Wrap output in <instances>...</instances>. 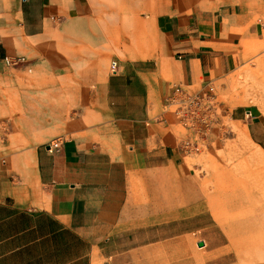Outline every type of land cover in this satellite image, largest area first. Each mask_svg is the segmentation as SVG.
I'll list each match as a JSON object with an SVG mask.
<instances>
[{"label":"crops","instance_id":"obj_1","mask_svg":"<svg viewBox=\"0 0 264 264\" xmlns=\"http://www.w3.org/2000/svg\"><path fill=\"white\" fill-rule=\"evenodd\" d=\"M263 49L264 0H0V264L171 258L159 225L205 191L169 99L231 101Z\"/></svg>","mask_w":264,"mask_h":264},{"label":"rangeland","instance_id":"obj_2","mask_svg":"<svg viewBox=\"0 0 264 264\" xmlns=\"http://www.w3.org/2000/svg\"><path fill=\"white\" fill-rule=\"evenodd\" d=\"M235 82L231 101L216 100L214 138L205 136L192 159L205 193L179 219L167 218L164 227L159 225L171 258L150 264H264V151L251 141L248 120L235 121L230 106L223 108L229 102L242 109L258 105L264 119V49ZM253 238L256 249L245 248Z\"/></svg>","mask_w":264,"mask_h":264},{"label":"built area","instance_id":"obj_3","mask_svg":"<svg viewBox=\"0 0 264 264\" xmlns=\"http://www.w3.org/2000/svg\"><path fill=\"white\" fill-rule=\"evenodd\" d=\"M16 62V61H15ZM112 73H117L118 62H111ZM181 126L188 131V138L194 141L204 140L208 136L217 114V101L213 95L208 93L188 94L182 90H177L169 99ZM196 144V143H195ZM192 141L185 140V145L189 150H194ZM61 139L57 138L49 145V149H58Z\"/></svg>","mask_w":264,"mask_h":264},{"label":"bare ground","instance_id":"obj_4","mask_svg":"<svg viewBox=\"0 0 264 264\" xmlns=\"http://www.w3.org/2000/svg\"><path fill=\"white\" fill-rule=\"evenodd\" d=\"M223 188H224V187H223ZM208 189H209V188H208ZM215 194H216V193H215ZM215 194H214V195H215ZM222 195H223V194H222ZM222 195H221V196H222ZM219 196H220V195H219ZM230 196H231V195H230ZM231 197H232V196H231ZM213 198H214V197H213ZM216 200H217V199H216ZM253 200H254V199H253ZM217 202H218V201H217ZM256 202H257V201H256ZM220 203H221V202H220ZM223 203H224V202H223ZM209 209H210V208H209ZM233 212H234V211H233ZM243 212H244V211H243ZM209 214H210V213H209ZM173 215H174V214H173ZM241 215H242V214H241ZM146 217H148V216H146ZM227 218H228V217H227ZM178 219H179V218H178ZM160 224H161V223H160ZM154 237H155V236H154ZM136 242H137V241H136ZM138 242H139V241H138ZM252 243H253V241L249 242V244H245L244 247L247 248V249H249V248H251L250 245H251ZM159 247H160V246H159ZM162 247H163V246H162ZM156 251H157V250H156ZM166 251H167V250H166ZM176 251H177V250H176ZM147 252H148V251H147ZM133 253H134V252H133ZM161 253H162V251H161ZM165 253H166V252H165ZM134 254H135V253H134ZM144 254H145V253H144ZM146 254H147V253H146ZM149 254H151V253H149ZM159 254H160V253H159ZM153 255H154V254H153ZM167 255H168V254H167ZM177 255H178V254H177ZM183 255H184V254H183ZM145 257H146V256H145ZM152 257H153V256H152ZM152 257H151V258H152ZM167 257H169V256H167ZM172 257H173V256H172ZM147 258H148V257H147ZM176 258H177V257H176ZM152 259H153V258H152ZM160 259H161V258H160ZM155 260H156V258H155ZM167 260H168V259H167ZM150 261H151V260H150ZM153 261H154V259H153ZM153 261H152V262H153ZM159 261H160V260H159ZM160 262H161V261H160ZM148 263H149V262H148ZM163 263H164V262H163ZM165 263H166V262H165ZM140 264H141V263H140Z\"/></svg>","mask_w":264,"mask_h":264},{"label":"water","instance_id":"obj_5","mask_svg":"<svg viewBox=\"0 0 264 264\" xmlns=\"http://www.w3.org/2000/svg\"><path fill=\"white\" fill-rule=\"evenodd\" d=\"M202 245H204V241L199 242V246H202Z\"/></svg>","mask_w":264,"mask_h":264}]
</instances>
